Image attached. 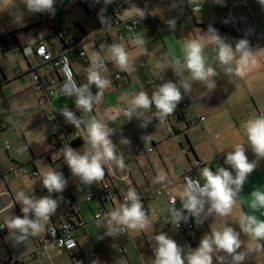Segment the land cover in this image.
<instances>
[{
	"label": "crops",
	"instance_id": "crops-1",
	"mask_svg": "<svg viewBox=\"0 0 264 264\" xmlns=\"http://www.w3.org/2000/svg\"><path fill=\"white\" fill-rule=\"evenodd\" d=\"M114 2L118 3L115 0ZM193 3H197L200 9L192 13L190 21H181L184 14L190 13V6ZM133 5L139 7L134 3L124 5L121 18L126 19L135 15L131 10ZM231 5L234 21L242 35L226 31L220 23V17L230 10ZM126 9L129 11L126 12ZM4 12L8 15H5ZM149 14L152 23L135 27L134 36L126 34L125 39H119L116 30L113 29L108 32L100 51L94 46L87 49L85 45L89 42L83 46L85 56L90 64L94 53H98L102 60L109 63L110 67L106 66L109 75L106 71H102V75L108 80H110V76L116 85L117 80L113 79L110 70L119 71V69L114 67L111 60L110 45L113 43L123 45L129 54L131 63V69L128 72L119 71L123 75L121 79H118L122 82V90L114 91L106 87L102 90L101 102L93 107L94 119L100 120L114 129L111 139L116 145L117 154H122L125 165L123 169L115 161L104 165L111 185L110 196L103 204L96 198L87 201L86 194L91 189L90 186L81 182L79 177L74 176L68 166H64L67 163L63 157V150L53 151L49 143L50 137L46 133L45 137L43 136V141H47L48 148L46 149L48 150L44 153H46L50 169L61 172L67 182L62 193L51 194L52 198L58 199L59 207L49 222L59 224L67 218L74 221L80 220L82 227L74 231L77 247L73 252L59 249L45 234L48 222L39 236H30L18 245L9 230L4 227L3 230H0V257L5 259L6 264H73V256L80 252H95L97 254L89 264H154V236L161 232L175 240L186 255L198 247L205 234L211 235L214 231L222 230L225 225L239 231V219L243 214H254L264 220V209L254 212L249 207L251 192L257 188L264 190V159L256 157L248 144L243 128L247 120L258 116V113L264 114V24L261 20L264 14V4H261L260 0H167L162 4H154ZM25 19H34L35 22L38 20L37 14L28 11L21 0H0V35L15 30L20 31L21 23ZM172 19L175 20L174 28L167 24V21ZM201 24L214 25L217 28L215 33L225 43L233 47L230 64L232 72H225L219 64V47L213 39L214 33L200 27ZM39 26H35V32ZM82 29L88 32L87 29L83 27ZM96 32L97 27L92 28V31L88 33L89 36H93ZM72 36L76 35L68 37ZM136 36L146 38L147 55L139 54L134 43ZM16 38L18 46L29 44L33 46L40 39L36 33L26 37L22 30L20 34L16 33ZM241 39L247 40L249 48L252 50L247 58L243 57L241 51L235 49ZM189 40H197L202 44L206 65L216 68L218 72V75L213 78L215 81L213 88L207 87L200 81H192L189 92H184V89L181 88L182 100L188 102L185 107L181 108L185 119L189 120L197 115L203 116V120L192 126H182L177 134L169 135L167 126L163 122L155 121L154 118L147 127H141V121L136 118L128 121L124 115L114 119L107 118L106 113L110 107H120L121 105L128 107L133 96L140 91H146L151 96L152 92L163 83L171 81L179 86L181 79L191 81L190 72L184 71L178 76L173 70L174 59L183 61L184 46ZM5 56V54L0 55V59ZM25 57L24 68L17 64L10 69L0 63L2 98L4 93L19 91L18 86L12 87L9 91L2 90L3 83L7 85L26 74H29L30 78L29 69L35 64L30 63ZM80 62H73V66L81 85L84 84L82 79H87V74L82 69ZM38 70L43 72L42 69ZM237 70L241 71L243 75H236ZM162 71L166 73V76L160 78ZM153 79L155 80L152 81ZM146 80L150 81L149 84H144ZM29 84L30 80L28 82L30 87ZM59 86H63L61 82H59ZM31 97L32 95H29V98ZM50 101L53 103V113L59 111L57 106L59 99L53 98ZM38 105L41 104L38 103ZM24 106L28 107V102ZM43 109L40 110L44 113ZM40 110L39 112H41ZM155 111L156 109L153 107L151 113ZM250 112H253L252 116H249ZM151 113L149 114L151 115ZM11 115L12 103L3 98L0 101V130L6 128ZM90 119L91 117L87 121H91ZM172 121L175 119L172 118ZM84 126L87 130L85 124ZM125 138L129 143H120ZM25 143L28 146L26 141ZM3 144L7 152L6 155L5 153L0 155V224L3 223L5 226V222L13 216L23 215L18 195L20 192L33 198L50 194L43 187L41 178L49 171V168L43 167L39 171L35 166V161L29 162L33 160L30 158L33 157L31 152L27 161H25L26 159L22 161L14 149V143L8 147L9 149L6 148L5 141ZM135 144L151 145L153 150L145 155H138L133 152ZM236 144L245 145L249 161H256L257 167L248 176L242 192L238 194L237 203L231 214L228 216L213 215L206 218L202 215L201 223H197L196 218L189 216L187 221L193 223L192 229H177L170 226L165 221V217L173 207V204L169 203L168 197L174 196L177 209L182 207L180 195L185 185L181 175L191 172L203 184L204 179L201 172L204 167H210L214 172L219 167L231 170L224 161L226 154L233 151ZM78 151L83 152L82 148ZM62 159L63 161L59 163L58 160ZM14 162L25 164L29 170L35 171L37 174L28 176L23 174L20 168L13 169ZM65 167H68L67 174L64 170ZM158 176H165L166 180L163 183H157ZM128 187H134L140 194L150 224L144 231L124 229L125 232L120 237L107 236L104 225L109 217L103 212L106 211L108 214L119 208L121 198ZM162 187L164 191L156 193V190ZM97 212L102 214L95 217ZM185 214L187 215L186 212ZM241 240L244 241L241 250L247 252L248 245L246 248L245 243L249 242V239L241 233ZM39 250L44 251L42 257L38 256L33 259L26 257L29 252ZM219 255L226 256L224 262L231 259L226 254L220 253ZM214 264H217L215 256ZM243 264H256L251 257V252H248Z\"/></svg>",
	"mask_w": 264,
	"mask_h": 264
},
{
	"label": "clouds",
	"instance_id": "clouds-1",
	"mask_svg": "<svg viewBox=\"0 0 264 264\" xmlns=\"http://www.w3.org/2000/svg\"><path fill=\"white\" fill-rule=\"evenodd\" d=\"M23 2L26 8L33 13L54 14L55 12V0H23ZM112 2L113 0H104L105 6ZM260 3L264 4V0H260ZM105 10L101 9V11ZM131 10L140 19L146 15L143 9L134 5ZM105 20V17H101L102 23ZM167 24L174 28L175 20H168ZM211 31L214 33L213 39L219 47V64L225 72H232L230 64L233 47L225 43L214 29ZM134 43L139 54H148L145 37L136 36ZM235 49L241 51L244 58H247L252 51L245 39H241ZM109 51L114 67L122 72H128L131 69L129 54L123 45L113 43L110 45ZM173 64L176 75L180 76L182 72L188 71L191 74V81L181 79L179 86L171 81L163 83L152 92L151 96L146 91L135 94L130 105L122 110L128 121L136 118L141 121V127H147L153 118L163 122L174 114L177 105L183 99L181 88L184 89V92H189L192 81L203 82L207 87L215 86L213 78L218 75L217 69L206 65L203 46L199 41H187L184 46L183 61L174 59ZM105 70L106 65L101 57L98 53H94L88 68L87 83L77 85L74 81L66 82L61 92L66 97H75L76 109L91 112L94 105L101 102L102 90L111 83L102 75V71ZM236 75H243V73L237 70ZM93 85L98 89L95 94L91 91ZM153 105L156 111L151 113ZM60 112L66 122L72 124L76 129H79L84 123L67 107L62 108ZM86 127L88 135L85 141V150L81 152L67 146L63 150V157L72 174L79 177L84 184L91 185L104 178L105 164L115 161L121 169L125 165L122 154H117L116 145L111 139L114 134L113 128L97 119L89 121ZM243 128L248 144L256 157L264 159V114L247 120ZM120 143L128 144L129 141L125 138ZM224 162L230 166L231 170L225 167H219L215 172L210 167L202 169L203 184L192 177H185V188L180 195L182 207L177 209L174 200L173 207L165 217L166 222L178 227L182 221L187 222L189 216L196 218L197 223H201L202 215L206 218L213 215L228 216L231 214L237 203V196L242 192L248 176L256 169L257 162L249 161L244 144H236L233 151L226 154ZM41 178L43 187L50 195L33 198L20 192L18 195L23 215L13 216L5 222L4 227L9 230L17 243L24 242L30 236H39L44 230L45 224L56 214L59 207L58 199L52 198L51 194L62 193L65 190L67 182L63 174L51 170L43 174ZM165 180V176H158L156 182L163 183ZM250 195L249 207L254 212L264 209V190L257 188ZM107 216L109 218L104 225L105 235L111 237H118L124 229L144 231L150 224L141 196L134 188L127 191L125 202L119 208L108 213ZM241 233L249 239L247 252L241 250L244 245ZM154 240V264H186V261L187 264H214V256L217 264H224L226 256L219 255L220 253L230 257L231 264H243L248 252L264 250V243H262L264 242V220L254 214H243L239 219V231L225 225L222 230L214 231L211 235L205 234L198 247L186 255L176 241L163 232L155 235Z\"/></svg>",
	"mask_w": 264,
	"mask_h": 264
},
{
	"label": "built area",
	"instance_id": "built-area-1",
	"mask_svg": "<svg viewBox=\"0 0 264 264\" xmlns=\"http://www.w3.org/2000/svg\"><path fill=\"white\" fill-rule=\"evenodd\" d=\"M167 0H124V2H118L116 3V7L114 8L115 14L111 15L108 13V7L105 6L104 0H93L92 7L91 8H99L100 9V15L96 17V25H97V32L93 36H87L85 43L93 42L95 45V48L100 51L102 43H104L106 36L110 30H116L117 36L119 39H125L126 34H129L130 36H134V28L140 25L144 24H150L152 23L151 16L149 14V11L151 7H153L154 4H162L165 3ZM138 4V6L143 9L146 13L145 17L143 19H140L136 17V15L130 17V18H121V15L124 11V5L125 4ZM232 5L230 7V10L222 15L220 17V23L222 24V28L226 31H233L238 33L239 35H242V32L240 31V28L236 25L233 15H232ZM101 9H106L105 11H101ZM200 9V6L197 3H193L190 6V13L184 14L181 21H190L192 13L198 11ZM44 13V12H43ZM37 14V22H35L34 19H25L21 23V27L24 29V32L26 34V37L32 36V34L35 33V26L44 24L46 27H53L54 21L52 20H46L44 19L41 14L42 13H36ZM101 17H105L106 20L104 23L101 22ZM261 20L264 24V14L261 17ZM58 36H62L61 33H58ZM72 41V40H71ZM22 53L24 56L27 54L33 53L36 57V63L34 66H31L29 69L30 72V86L34 89L35 92L39 94L37 98V102L39 104H44L47 101H50L53 98H58L59 103H61L60 108H64L68 106L67 100H69L70 97H66L62 92V87L59 86V82L64 85L66 82L74 81L77 85H80L77 77L75 68L73 66V63L69 61L67 56L64 54V52L59 51L58 49L54 48L51 44L46 43L39 39L37 44L33 47L32 45H23L22 46ZM1 55V54H0ZM78 56L80 57V62L82 69L88 73V68L90 67V63L88 62L84 48L79 50ZM103 61V60H102ZM103 63L107 66V62L103 61ZM38 69H42L43 72H39ZM110 73L113 77V79H120L122 77L120 72H116L114 70H110ZM166 76V73L162 71L160 73V78H163ZM153 79L152 81H154ZM150 81L146 80L144 81V84H149ZM91 91L93 94H95L98 89L95 87V85L92 86ZM186 100H182L179 107L175 110L174 114L169 116L163 123L167 126L169 135H174L180 127L182 126H192L196 122L203 120V116H194L190 118L189 120H186L183 118V116H179L181 114V108L185 107L187 105ZM126 108L125 106L121 105L120 107H110L107 110L106 116L108 119H114L117 116L123 115V109ZM42 112V111H41ZM56 113V112H54ZM54 113L47 114L43 113L41 116L45 117L46 119H52L54 117ZM261 115L260 113H258ZM253 112L249 113V116H252ZM174 118L175 121L171 122V119ZM155 119V118H154ZM155 121H158L155 119ZM159 122V121H158ZM47 123V121H46ZM48 124V123H47ZM49 125V124H48ZM50 126V125H49ZM51 128V136H50V145L52 147V150H54L55 147H57V139L52 138L53 134H57L58 127L57 125L50 126ZM78 132H80L79 129H76L74 131V136L76 137L78 135ZM58 136V134H57ZM59 140H61V137H58ZM6 148H8V144L6 143ZM63 150V149H60ZM153 150L152 146H141L139 144H135L133 146V152L138 155H145L148 152H151ZM20 168L22 173L25 175L32 176L33 174L36 175L37 173L35 171L29 170L25 164H20L19 166L15 165L13 166V169ZM185 177H192L194 180H199L195 175H193L190 172H186L181 176V179L185 185ZM109 183V182H108ZM201 183V182H200ZM110 185V184H109ZM130 188L134 187H128L124 193V195L121 198V204L125 202V196L127 191ZM97 188L94 187L90 189L87 192L86 200L89 201L93 198H95V190ZM111 189V188H110ZM110 189L108 190L109 194L107 197L110 196ZM135 189V188H134ZM136 190V189H135ZM164 191L163 187L158 188L156 190V193H162ZM106 197V198H107ZM175 200V198L170 195L168 197L169 203L172 204V202ZM104 215H107L106 212H103ZM102 213H95V217H99ZM170 226H173L177 229H192L193 223L190 221L187 222H181L180 225L174 226L171 223H169ZM81 228L82 222L81 221H71L67 222L62 221L59 224H54L48 221V224L45 228V234L52 239V241L57 245V247L61 250L72 252L76 246V238L74 235V228ZM4 229L3 223L0 224V230ZM125 230L121 232V234L118 236L120 237ZM18 245V243H17ZM44 255V251H31L29 252L26 257L28 259H33L36 257H42ZM97 254L95 252H81L77 253L74 256L73 262L74 264H89L90 260L94 257H96ZM0 264H6L5 259L3 257H0ZM224 264H231V259L224 262Z\"/></svg>",
	"mask_w": 264,
	"mask_h": 264
},
{
	"label": "rangeland",
	"instance_id": "rangeland-1",
	"mask_svg": "<svg viewBox=\"0 0 264 264\" xmlns=\"http://www.w3.org/2000/svg\"><path fill=\"white\" fill-rule=\"evenodd\" d=\"M24 4L23 0H21ZM84 4L91 8L93 0H82ZM116 2H123L124 0H115ZM26 7V6H25ZM55 12L54 14H50L48 12H44L41 16L46 20H53L55 22V26H59L63 31H65V37L70 35H81V31L76 27V24L85 28L90 33L92 28H96V18L95 16L100 15V9L95 8L92 12L86 13L77 3L75 0H55ZM29 11V10H28ZM5 15H8L4 12ZM24 32V30H22ZM51 29L46 27L44 24H40V26L36 29V35L44 42L51 44L54 48L58 49L60 47V42L56 38L54 34L51 33ZM18 34L21 33V30L17 32ZM24 35L25 32H24ZM34 35V34H32ZM95 45L91 41L85 45V47L92 48ZM5 58L0 59V63L2 66H6L10 69L12 67L22 66L24 68V64L26 61L24 56L20 50V47L16 43H12L10 50L5 53ZM30 63H36V59L33 53L27 54L25 57ZM16 69V68H15ZM108 73V70H105ZM109 75V73H108ZM29 74L22 75L17 78L12 83L4 85L2 90L9 91L12 87L18 86L19 91L17 93H4V97L6 101L12 103V115L8 118V123L5 129L0 130V155H3L6 150L4 149V141L8 144V147L12 146L14 143V149L18 152L21 160L27 161V158L30 157L31 153L33 154V161H35V166L41 171V168L48 167L49 171H51V167L49 161L46 157V148H48V143L46 140L43 141V136L45 134L50 137L51 136V128L45 121V117L41 116L42 112L39 110L44 108V112L47 114H52L53 112V103L51 101L45 102L43 105H38L37 98L38 93L34 91V89L28 86ZM30 79V78H29ZM107 79V78H105ZM109 81L111 83L107 86L108 89L118 91L122 90V82L116 81L117 85L112 81L111 77L109 76ZM82 82L85 84L87 82L86 78L82 79ZM2 85V84H1ZM30 85V84H29ZM119 86V87H118ZM0 93V101L3 100ZM29 95H32V100L29 98ZM70 100H67L68 104H74L75 97H70ZM28 102V107L25 108V104ZM58 108L62 106L61 103L57 104ZM40 110V111H41ZM78 114L81 116L82 121L85 125L89 121L88 118L91 117L90 120L94 119L93 110L91 112H84L83 110H78ZM41 116V117H40ZM28 143L26 145L25 141ZM86 144L82 145L77 149L82 151L85 150ZM9 149V148H8ZM31 152V153H30ZM31 158V157H30ZM249 242L245 243L247 245ZM251 257L256 264H264V250L258 252H251Z\"/></svg>",
	"mask_w": 264,
	"mask_h": 264
},
{
	"label": "trees",
	"instance_id": "trees-1",
	"mask_svg": "<svg viewBox=\"0 0 264 264\" xmlns=\"http://www.w3.org/2000/svg\"><path fill=\"white\" fill-rule=\"evenodd\" d=\"M75 1L86 13L92 12L93 9H95V8L87 7L82 0H75ZM107 7L109 8L108 9L109 14L113 15L116 13L114 11V8L116 7V3L114 2V0L111 4L107 5ZM95 18H96V16H95ZM76 25H77L76 27L82 33L81 35H77V37L76 36H72V37H68V38L65 37V31H63L61 28L55 26V23H53V27L49 28L52 30L51 33L54 34L60 42V47L58 48V50L61 52H64V54L67 56V58L69 59V61L71 63H73L75 61L80 62V57L78 56V52H79V50L83 49L84 41L86 40L87 36L89 35V33L87 31H85L84 29H82L81 26H79V24H76ZM199 26L204 28V29H207V30H211V29L217 30V28L211 24H201ZM21 30H24V29L22 28ZM220 31H225V30H220ZM17 32H18V30H15V31H11L7 34L0 35V54L1 55H4L7 51L10 50L12 43H18V40L16 38ZM58 33H61L62 36L59 37ZM35 45H33V47ZM19 47H20V50L22 52V46L19 45ZM153 107H154V105H153ZM62 108H60V110ZM67 108L72 110L77 117L81 118V116L78 114L77 109L74 105L68 104ZM60 110L56 111V113H54V117L52 119H46L47 123L50 126L57 125V127H58V132H57L58 136H57V134L52 135V138L56 137V139H57V144H56L57 147H55L54 149H63L64 150L65 147L70 146L74 150H77L79 147H81L82 145L85 144V141H86L87 135H88L87 130H86L84 124H82L81 127L79 128L80 132H78V135L75 137L73 133L76 130V128L72 124L66 122L63 115H61ZM81 120H82V118H81ZM58 137H61V140H59ZM32 159H33V157H31V160ZM29 162L33 163V160L29 161ZM58 162L60 163L61 160H58ZM14 165L16 167V166H19L20 164L14 162ZM64 166H68V165L66 164ZM64 170L66 171V174H67L68 167H65ZM104 172H105V175H104V178L102 180L89 185L91 189L94 187L97 188L94 192L95 198L99 202H102L101 204H103L105 202L106 197L109 194L108 190L110 189V185L108 183L109 176L107 175L105 169H104ZM66 221L71 222L69 218H67Z\"/></svg>",
	"mask_w": 264,
	"mask_h": 264
},
{
	"label": "bare ground",
	"instance_id": "bare-ground-1",
	"mask_svg": "<svg viewBox=\"0 0 264 264\" xmlns=\"http://www.w3.org/2000/svg\"><path fill=\"white\" fill-rule=\"evenodd\" d=\"M103 61H105V60H103ZM105 62H106V61H105ZM107 66L110 67V65H109L108 62H107ZM116 72H119V71H116ZM121 75H122V74H121ZM122 76H123V75H122ZM121 78H122V77H121ZM121 78H120V79H121ZM115 80H118V79H115ZM179 116H183V118L185 119V117H184V115L182 114V112H181V114H180ZM196 116H197V115H196ZM196 123H197V122H196ZM196 123H195V124H196ZM185 127H187V126H185ZM178 131H179V130H178ZM178 131H177V132H178ZM177 132H176L175 134H177ZM49 143H50V142H49ZM150 146H151V145H150ZM152 148H153V147H152ZM54 150H56V149H54ZM54 150H53V151H54ZM61 161H63V159H62ZM190 173H191V172H190ZM193 175H194V174H193ZM28 176H29V175H28ZM181 176H182V175H181ZM81 182H82V181H81ZM108 182H109V184H110V181H108ZM110 188H111V185H110ZM86 195H87V194H86ZM173 197H174V196H173ZM101 203H102V202H101ZM172 204H173V203H172ZM104 212H106V211H104ZM50 220H51V218H50ZM50 220H49V221H50ZM65 220H66V219H65ZM65 220H64V221H65ZM70 221H74V220H71V219H70ZM76 221H80V220H76ZM75 229H78V228L75 227V228H74V231H75ZM75 238H76V237H75ZM76 242H77V240H76ZM76 247H77V246H76ZM74 250H75V249H74ZM74 250H73V251H74ZM63 251H64V250H63ZM73 251H72V252H73ZM65 252H68V251H65ZM80 253H81V252H80ZM75 255H76V254H75ZM75 255H74V256H75ZM74 256H73V259H74ZM73 264H74V262H73Z\"/></svg>",
	"mask_w": 264,
	"mask_h": 264
}]
</instances>
